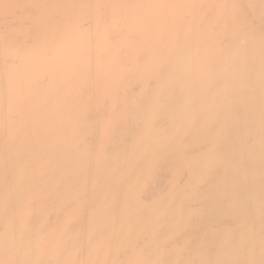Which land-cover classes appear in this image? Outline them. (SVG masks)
<instances>
[{
  "label": "bare ground",
  "instance_id": "obj_1",
  "mask_svg": "<svg viewBox=\"0 0 264 264\" xmlns=\"http://www.w3.org/2000/svg\"><path fill=\"white\" fill-rule=\"evenodd\" d=\"M0 264H264V0H0Z\"/></svg>",
  "mask_w": 264,
  "mask_h": 264
}]
</instances>
